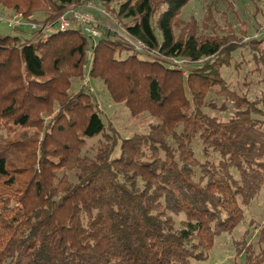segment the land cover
Segmentation results:
<instances>
[{
  "label": "trees",
  "instance_id": "obj_1",
  "mask_svg": "<svg viewBox=\"0 0 264 264\" xmlns=\"http://www.w3.org/2000/svg\"><path fill=\"white\" fill-rule=\"evenodd\" d=\"M87 1L0 0V13L54 26ZM98 1L149 52L101 26L96 41L80 26L0 34V264L204 261L264 186V94L250 100L222 75L241 42L258 50L264 39L222 35L217 25L209 32L211 17L199 32L196 19H181L192 0H123L117 10L115 0ZM180 58L184 67L172 63ZM89 60L91 80L113 102L157 121L147 133L106 132L90 89L72 91ZM228 103V120L205 111ZM248 236L238 254L264 264V227L258 253Z\"/></svg>",
  "mask_w": 264,
  "mask_h": 264
},
{
  "label": "rangeland",
  "instance_id": "obj_2",
  "mask_svg": "<svg viewBox=\"0 0 264 264\" xmlns=\"http://www.w3.org/2000/svg\"><path fill=\"white\" fill-rule=\"evenodd\" d=\"M121 1L123 0H115L113 4L115 10L118 9ZM86 6L89 7L87 10L94 15L102 28L111 29L118 35L125 34L123 24H120L113 14H109L98 0H88L78 7ZM207 17H211L208 22L209 32L212 31L214 25H217V32L222 35L233 32L238 39L245 36L258 40L264 39V0H192L181 14V19L185 22L196 19L199 32L203 31ZM125 23H129V21ZM154 28L158 39L161 41V33L155 24ZM10 33L7 25L0 22V34ZM239 48L233 54L232 65L225 68L222 75L231 89L250 100H254L264 94V42L258 50H253L250 44H243L242 42ZM91 62L89 60L87 64L86 76L73 80L72 91L76 92L82 86L90 89L97 99L101 117L107 127L106 132L109 133L110 130L114 129L121 139H129L135 134L147 133L150 125L157 121L148 113L134 117L125 104L113 102L104 84L101 81L91 80L89 76ZM184 66L181 64V67ZM208 99L213 100L218 107L224 102L223 98L216 95H212ZM205 111L210 115L228 120L233 112V107L232 104L228 103L226 112L220 113L209 109H205ZM102 140L103 134L88 139L84 153L93 155ZM195 149L199 158L202 159L201 148L198 144H195ZM244 211V221L231 234L225 233L216 239L208 259L204 261L193 260L191 264H230L234 261L238 264H245V254H238L236 243L242 240L247 231L249 232L248 242L253 244L255 252L258 253V234L264 227V186L259 196ZM251 221L254 223L251 224Z\"/></svg>",
  "mask_w": 264,
  "mask_h": 264
},
{
  "label": "built area",
  "instance_id": "obj_3",
  "mask_svg": "<svg viewBox=\"0 0 264 264\" xmlns=\"http://www.w3.org/2000/svg\"><path fill=\"white\" fill-rule=\"evenodd\" d=\"M88 8L89 7L87 6L83 8L70 7L68 11L58 19L54 26L38 25L33 22H28L22 17V15L18 13H11L7 15L0 13V22L5 23L12 31L29 27L32 31L40 33L50 30L67 31L80 26L87 37L93 41H96L102 37V31L100 30V24L97 22L94 15L89 10H87ZM119 36H121L135 51L145 53L149 52L148 48L142 42L129 37L126 32L124 35ZM90 57V59H92V56ZM187 62L188 61L184 58L172 59V63L179 67H181V64H185Z\"/></svg>",
  "mask_w": 264,
  "mask_h": 264
}]
</instances>
